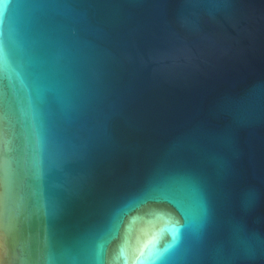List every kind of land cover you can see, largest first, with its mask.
Returning a JSON list of instances; mask_svg holds the SVG:
<instances>
[{
    "label": "water",
    "instance_id": "1",
    "mask_svg": "<svg viewBox=\"0 0 264 264\" xmlns=\"http://www.w3.org/2000/svg\"><path fill=\"white\" fill-rule=\"evenodd\" d=\"M0 264H264V0H0Z\"/></svg>",
    "mask_w": 264,
    "mask_h": 264
}]
</instances>
